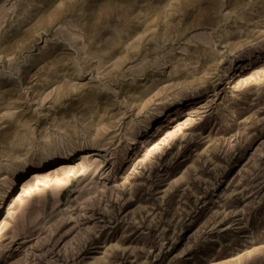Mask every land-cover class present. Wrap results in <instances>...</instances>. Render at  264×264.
Masks as SVG:
<instances>
[{
    "label": "rangeland",
    "instance_id": "1",
    "mask_svg": "<svg viewBox=\"0 0 264 264\" xmlns=\"http://www.w3.org/2000/svg\"><path fill=\"white\" fill-rule=\"evenodd\" d=\"M0 264H264V0H0Z\"/></svg>",
    "mask_w": 264,
    "mask_h": 264
},
{
    "label": "bare ground",
    "instance_id": "2",
    "mask_svg": "<svg viewBox=\"0 0 264 264\" xmlns=\"http://www.w3.org/2000/svg\"><path fill=\"white\" fill-rule=\"evenodd\" d=\"M52 157V156H51ZM56 157V156H55ZM50 159V158H49ZM37 175V174H36Z\"/></svg>",
    "mask_w": 264,
    "mask_h": 264
}]
</instances>
